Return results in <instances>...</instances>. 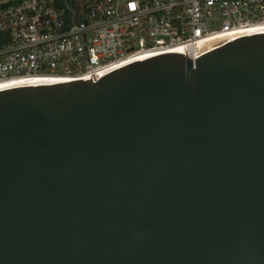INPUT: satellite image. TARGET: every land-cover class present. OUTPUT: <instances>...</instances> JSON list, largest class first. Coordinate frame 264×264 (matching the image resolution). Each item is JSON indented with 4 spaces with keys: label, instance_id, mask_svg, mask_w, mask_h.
Returning a JSON list of instances; mask_svg holds the SVG:
<instances>
[{
    "label": "water",
    "instance_id": "obj_1",
    "mask_svg": "<svg viewBox=\"0 0 264 264\" xmlns=\"http://www.w3.org/2000/svg\"><path fill=\"white\" fill-rule=\"evenodd\" d=\"M0 264H264V35L0 93Z\"/></svg>",
    "mask_w": 264,
    "mask_h": 264
},
{
    "label": "built area",
    "instance_id": "obj_2",
    "mask_svg": "<svg viewBox=\"0 0 264 264\" xmlns=\"http://www.w3.org/2000/svg\"><path fill=\"white\" fill-rule=\"evenodd\" d=\"M264 0H0V93L96 83L264 35ZM216 47V48H218Z\"/></svg>",
    "mask_w": 264,
    "mask_h": 264
},
{
    "label": "bare ground",
    "instance_id": "obj_3",
    "mask_svg": "<svg viewBox=\"0 0 264 264\" xmlns=\"http://www.w3.org/2000/svg\"><path fill=\"white\" fill-rule=\"evenodd\" d=\"M264 34V33H263ZM216 47H218L216 44H212L211 46H210V49H215Z\"/></svg>",
    "mask_w": 264,
    "mask_h": 264
}]
</instances>
